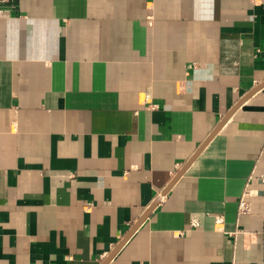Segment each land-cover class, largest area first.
Returning <instances> with one entry per match:
<instances>
[{
	"label": "crops",
	"instance_id": "crops-1",
	"mask_svg": "<svg viewBox=\"0 0 264 264\" xmlns=\"http://www.w3.org/2000/svg\"><path fill=\"white\" fill-rule=\"evenodd\" d=\"M1 11L0 264H264V0Z\"/></svg>",
	"mask_w": 264,
	"mask_h": 264
},
{
	"label": "built area",
	"instance_id": "built-area-1",
	"mask_svg": "<svg viewBox=\"0 0 264 264\" xmlns=\"http://www.w3.org/2000/svg\"><path fill=\"white\" fill-rule=\"evenodd\" d=\"M7 2H8V0H0V15H1V13H2V11H1V7L4 6ZM248 195H249L248 192L245 193L243 199H242L241 202H240L239 213H240L241 215H242V214H243V215H244V214H247V213H249V211H250V205H249V203H248V201H247V199H246V196H248ZM194 224H195V223H194Z\"/></svg>",
	"mask_w": 264,
	"mask_h": 264
},
{
	"label": "water",
	"instance_id": "water-1",
	"mask_svg": "<svg viewBox=\"0 0 264 264\" xmlns=\"http://www.w3.org/2000/svg\"><path fill=\"white\" fill-rule=\"evenodd\" d=\"M216 132H217V130L215 131V133H216ZM215 133H214V134H215ZM214 134H213V135H214ZM195 157H196V155H195ZM195 157H194V158H195ZM194 158L189 162L188 165H190V164L192 163V161L194 160ZM182 174H183V172H181V173L178 175L177 178H179ZM177 178H176V179H177ZM176 179H175V180H176ZM152 208H153V207H152ZM116 252H117V251H116ZM116 252H114V253H113V254H112V255H111V256L105 261L104 264H108V262L112 259V257L115 255Z\"/></svg>",
	"mask_w": 264,
	"mask_h": 264
}]
</instances>
